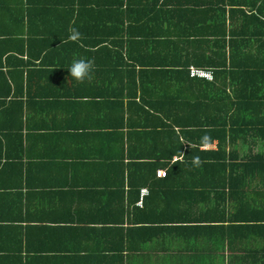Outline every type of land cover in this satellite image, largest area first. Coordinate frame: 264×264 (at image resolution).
Returning <instances> with one entry per match:
<instances>
[{
  "label": "trees",
  "instance_id": "obj_1",
  "mask_svg": "<svg viewBox=\"0 0 264 264\" xmlns=\"http://www.w3.org/2000/svg\"><path fill=\"white\" fill-rule=\"evenodd\" d=\"M70 2L76 9L54 27L48 8ZM142 2L25 0L19 27L0 33V84L7 87L0 94V131L117 133L119 150L103 159L116 182L100 189L116 195L119 219L106 221L121 238L147 232L140 240L148 242L157 230L183 229L160 228L186 223L161 217V210L140 216L154 210L155 200L188 192V202L205 207L191 218L211 246L204 264L215 261L214 254L221 261L225 252L226 264H264V0H200V21L180 33L153 31ZM81 3L101 9L85 10ZM133 6L141 9L134 18ZM84 11L98 14L84 21ZM35 20L44 31L33 30ZM71 27L82 33L79 42L67 41ZM33 40L38 47L30 53ZM65 43L71 48L59 58ZM77 58L94 61L90 81L69 77ZM189 67L210 71L212 79L189 77ZM81 113L88 114L86 123L77 121ZM108 141L112 150L114 140ZM214 142V149H200ZM158 168L165 177L155 178ZM141 188L147 196L139 209L134 203Z\"/></svg>",
  "mask_w": 264,
  "mask_h": 264
},
{
  "label": "crops",
  "instance_id": "obj_2",
  "mask_svg": "<svg viewBox=\"0 0 264 264\" xmlns=\"http://www.w3.org/2000/svg\"><path fill=\"white\" fill-rule=\"evenodd\" d=\"M143 1L138 6L147 8L133 6V18L141 10L144 18H150L148 25L155 32L174 29V33H180L179 29L190 30L201 19L197 11L200 0H157L156 3L149 0L150 4ZM25 6V0H0V33L19 27L18 12ZM76 6L73 2L51 5L47 18L54 27L59 26ZM80 6L85 10L101 9V5L89 8L81 3ZM118 8L117 4L113 7L115 21L120 16ZM90 13H81L84 21L85 16L92 18L98 14ZM35 23L33 30H43L38 20ZM48 29L53 35L51 25ZM65 44L57 52L59 58H66L69 53L71 44ZM37 47L33 40L29 52L33 53ZM6 89L0 84L1 96ZM87 115L81 113L77 121L86 123ZM67 118L74 123L72 115ZM119 138L117 133L109 131H0V264H204L203 252L211 246L203 241L206 240L203 235L199 237L200 232L194 227L197 223L191 218L200 217L205 207L188 202V192H180L179 196L171 192L165 201L159 198L152 202L153 214L140 216L147 219L155 210H161V217L186 219V223H163L160 228H171L173 224L184 228L157 230L159 234L152 241L141 242L142 234L147 232L133 234V231L124 240L122 233L116 232V225L106 221H116L120 214L115 207L116 195L100 189L112 188L116 182L117 176L106 174L108 166L103 159L116 154ZM110 139L114 140L112 150ZM214 144L200 149H214ZM257 148L260 145L253 152ZM198 201L203 202L202 195ZM134 207L142 206L134 203ZM122 248L124 251L119 254ZM210 257H216L211 264H226V252L221 261L216 254Z\"/></svg>",
  "mask_w": 264,
  "mask_h": 264
},
{
  "label": "clouds",
  "instance_id": "obj_3",
  "mask_svg": "<svg viewBox=\"0 0 264 264\" xmlns=\"http://www.w3.org/2000/svg\"><path fill=\"white\" fill-rule=\"evenodd\" d=\"M68 31L67 41L79 42L82 39V33L77 28L71 27ZM94 71V61L85 58L74 59L68 69L69 77L80 83L86 80L90 81L93 78Z\"/></svg>",
  "mask_w": 264,
  "mask_h": 264
},
{
  "label": "built area",
  "instance_id": "obj_4",
  "mask_svg": "<svg viewBox=\"0 0 264 264\" xmlns=\"http://www.w3.org/2000/svg\"><path fill=\"white\" fill-rule=\"evenodd\" d=\"M188 75L191 78H199V79H204V80H207V81H210L212 79L210 71H207V70H204V69H200V68L198 69V68H194V67H189ZM155 176L158 177V178L164 177V171H162V170L156 171L155 172ZM146 195H147L146 188H141L139 190L138 199L135 202V206L141 207L142 199Z\"/></svg>",
  "mask_w": 264,
  "mask_h": 264
},
{
  "label": "rangeland",
  "instance_id": "obj_5",
  "mask_svg": "<svg viewBox=\"0 0 264 264\" xmlns=\"http://www.w3.org/2000/svg\"><path fill=\"white\" fill-rule=\"evenodd\" d=\"M258 150H260V148H257Z\"/></svg>",
  "mask_w": 264,
  "mask_h": 264
},
{
  "label": "bare ground",
  "instance_id": "obj_6",
  "mask_svg": "<svg viewBox=\"0 0 264 264\" xmlns=\"http://www.w3.org/2000/svg\"><path fill=\"white\" fill-rule=\"evenodd\" d=\"M165 173V172H164ZM165 177V176H164ZM161 178V177H160Z\"/></svg>",
  "mask_w": 264,
  "mask_h": 264
}]
</instances>
